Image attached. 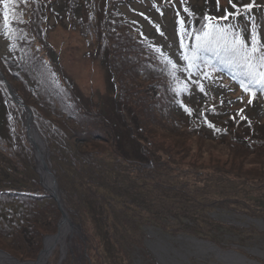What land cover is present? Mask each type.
<instances>
[{"label": "trees", "instance_id": "16d2710c", "mask_svg": "<svg viewBox=\"0 0 264 264\" xmlns=\"http://www.w3.org/2000/svg\"><path fill=\"white\" fill-rule=\"evenodd\" d=\"M128 1L71 0L66 5V12L69 19L73 17V28L76 23L80 22L79 25L82 23L85 26H90L93 33L99 32L102 37L108 36L104 41L103 48L107 50L108 66L113 80L115 93L113 103L119 112V106L121 102L123 103L125 110L122 111V114L126 112L128 119L125 120L124 116H121L120 123L124 125L129 135L135 133L131 136L137 135L140 138L135 144L136 153L138 154L136 156L129 154L131 153L130 150L124 153L125 149L120 148L122 141H116L111 146L108 143L93 142L91 145L89 144L88 149L81 148L78 145H84L85 141H79V143L74 141L75 136L72 133L76 129L87 131L94 124L91 121L102 119V115L101 113H90L82 104L81 95H78L75 91L73 80L69 77H63L61 72L57 74L55 71V65H59V62L54 63L49 53L52 51L49 43L51 39L49 33L55 28L54 23L58 21V18L61 20L62 16L60 17L55 11V22H50L49 18H46L47 13L54 14L50 5L52 0H0V35L7 40V49L11 53L6 58H0V70L9 81L12 78L11 75L16 74L11 68L18 65L19 71L29 76L30 81L34 83V86L30 87L22 74H16L15 77L19 76L25 83L23 84L25 87L24 92L21 94L17 90L19 88L16 80L12 78L14 80L13 87L30 107L33 114V123L42 136L43 128L46 129L42 137L46 148V160L57 177L63 206L75 226H82L86 214H89L94 224L95 233L89 234L92 237L90 242H95L94 254L98 256L100 247H104L106 251L101 264H108L107 257L112 255L113 249L119 251L124 248L123 244L127 243L128 237L121 230L116 228L113 232L111 231L113 233L111 235V232L104 227L108 225L106 222H109L107 214H104L108 213L109 206L114 204L132 208L129 206L127 199L129 197L136 199L135 196L128 194L135 189L130 184L126 187L124 183L137 180V182L147 183L156 192L157 189L160 192L165 188L174 192H184V187H187L188 183H172L173 180L170 177L173 172L172 165L184 158L187 155L186 152L193 148L192 145L203 146L205 144L203 138L214 142L229 136L226 142L223 139L221 141L230 150L235 149L236 152H239L240 149L246 150L243 146L250 147L253 151H258V154L255 153V163L260 166L264 165V125L257 126L254 129L253 135L257 136V142L251 143L248 138H244V133H237V126L233 125L232 132L227 131L225 126H217L213 118L206 116L205 118L209 119L207 123L209 132L216 131L220 135L218 137L216 134H210L205 129L203 131V128L196 124L200 118L194 114L196 107H193L192 104L193 102L204 103V101L196 99L192 102L177 88L170 92L171 82L165 80L164 73L166 72L163 66L164 64L171 67L168 56L155 46L144 42L145 37L133 38L131 29L137 30V28L133 26L130 18L125 13L117 9V3ZM179 1L181 7L187 9L186 0ZM228 2H231V0H228ZM231 6L234 7V10L226 11L230 18L226 24H219L215 19L210 20L208 15L204 13L201 21L205 22V30L198 35L191 33V29H186L184 23H180L182 44L184 45L182 49L186 57V63L192 65L189 67L194 70L203 63H207L208 58L212 56L215 58L212 65L217 67L219 73H224L222 68L228 67L229 71L240 77L249 78L254 84L259 78L257 74L258 61H256L258 59L257 46H260V49L264 51V35L260 39L257 37L258 44L256 46L252 34L251 43L247 44L241 34V30L246 24L242 22L239 12L236 11L238 7L234 4ZM226 8L224 7V9ZM76 9H79L78 15L73 16V10ZM87 9L92 11L91 16L86 14ZM232 19L241 23L235 32L232 27ZM102 20H104L103 23ZM120 24L125 28L119 30L118 26ZM128 28H130V33ZM250 28L252 32V29H255V24L252 23ZM113 31L116 32L112 35V37L114 36L112 43L109 34ZM205 33L210 34V43H205ZM84 36L91 37V34L85 31ZM194 37H199L201 41L191 40ZM189 40L192 42L189 43ZM238 42L243 43V48L240 47ZM220 58L224 65L222 62L218 64ZM35 66L43 68L45 75L47 74V76L42 75L41 78L53 81L54 88L61 92L59 98L54 97V94H50L51 99L43 95V89L39 88V79L33 75L30 69V67ZM178 77H181L179 72ZM236 78L241 82L240 78ZM181 79L183 80V78ZM178 82L180 85L179 80ZM20 85L22 87V84ZM170 101L176 104L179 109L175 108L176 106L173 103L171 105ZM199 108L201 107H198V111ZM22 110V106L13 100L6 84L0 79V168H2L0 174L2 180L6 178L9 180L6 183L7 187H0V200L1 197L14 198L0 201V249L19 261L35 258V250L39 248L42 243L41 238L45 235L41 226H52L54 231L51 232H55L57 229L56 222L61 216V211L54 197L48 192V197L44 198L46 195L39 192L38 189L47 190L41 182V186L37 189H23L25 191L15 189L22 186L20 182L23 181V178L28 181L39 179L38 171H35L36 160L33 148L25 135ZM201 112L199 111V113ZM84 116H87V118ZM105 120L103 116V121L107 127L109 125ZM19 126L22 127V133L21 129L18 128ZM48 129L54 135V138H52L54 144L49 139ZM104 131L108 134L106 129ZM203 133L206 134L202 135ZM249 134L250 131L246 133V135ZM92 137L88 136L86 139L90 141ZM93 140L98 139L93 138ZM63 142L67 145L64 153L59 144ZM86 145L88 146V142ZM22 148H24L23 153L19 152L22 151ZM6 150L7 153H5ZM52 152L59 164V170L63 173V178L68 175L70 184L63 182L64 179L62 180L59 170H53ZM180 153L183 155L180 156ZM236 158L246 161L248 156L238 155ZM133 160L134 164L132 165L137 167L138 174L132 169L133 167H130L123 170L124 173L121 175L119 172L120 165L122 167L126 162H132ZM66 166L69 167V170H65ZM242 166V161L237 165L233 162L232 168L217 165L216 172L214 169L212 174L201 171L196 174L195 178L198 182H204L213 187L214 193L230 196L221 183V181H226L230 177L222 175L240 176L243 172L246 173L249 170H242ZM16 169L19 171H16ZM14 173L17 175L12 178L11 176ZM215 174H217V177ZM257 174H253V181L259 179L261 182L258 187H264V172ZM110 187L118 188V191H104L105 188ZM121 194H124L125 200ZM206 201L207 199H200L195 202V209L203 211L206 208H213L208 206H212L214 201ZM147 202L153 204L147 205L149 206L148 211L156 215V221L158 222V214L163 211L162 208L160 207L159 212H154L153 208L157 205H154L152 201ZM141 203L144 204L143 201ZM136 213L139 214V211L136 210ZM188 223H190V220ZM191 223L194 224L193 218ZM122 226L129 228L127 224ZM116 233L117 237L113 236ZM4 234L9 237L10 242H2L1 239L6 237ZM73 245L77 244L73 242L71 250H73ZM87 245L85 243V249L82 250L80 247V251L77 247L76 254L78 253L79 258L83 260V262H79L80 264H88V258L90 257H87V255L90 254L85 252V250H88ZM57 251L59 252V249ZM71 257L67 259V256H65L61 264H65V262L67 264H78L77 259L73 263ZM49 261L50 259H48L47 264H49Z\"/></svg>", "mask_w": 264, "mask_h": 264}, {"label": "rangeland", "instance_id": "374dc122", "mask_svg": "<svg viewBox=\"0 0 264 264\" xmlns=\"http://www.w3.org/2000/svg\"><path fill=\"white\" fill-rule=\"evenodd\" d=\"M70 1L52 0V3H50L54 14L51 12L47 13L46 18L53 22L57 12L60 17L62 16L63 20L58 18L57 22L54 21L55 28L49 33L51 37V42L49 41V43L52 47V51L49 53L54 63L56 61L59 62V65L54 64L56 73L61 72L63 77H69L73 80L74 89L78 95H81L82 104L90 113H101L102 115V119H93L91 121L94 124L87 131L76 129L72 133L75 136L74 141L77 143L85 141L84 145L78 144L85 149H88L89 144L91 145L93 142L108 143L111 146L116 141H122L120 148L125 149V152H123L126 153V151L129 152L130 150L131 153L129 154L136 156L138 154L136 153L135 144L140 138L137 135L131 136L135 135V133H130L131 135H129L124 125L120 123L121 116H124L125 120L128 119L126 112L122 114V111L125 110L123 103L121 102L119 106L120 112L116 110L113 103L115 96L113 80L108 66L107 50L103 48L104 41L108 36L102 37L99 32L93 33L90 30V26H85L82 23L79 25L80 22L76 23L73 28V17L69 19L66 12V5ZM240 1L246 2L248 0ZM256 1L257 4L264 3V0ZM177 2L179 0H129L128 2H119L117 4L121 12L131 18L132 21L130 22L137 28V30L131 29L132 37L136 39L145 37L144 42L155 46L168 56L171 67H167L164 64L163 66L166 72L164 73L165 80L171 82L170 92L177 88L192 102L196 99L204 101V103L193 102L192 104L193 107H196L194 114L200 118L196 124L203 128V131L205 129L209 132V127L207 126L209 119L205 118L208 116L214 119V123L217 126H225L227 131L232 132L233 125L237 126V133H244L245 139L248 138L251 143H256L257 136L253 135L254 129L257 126L264 125V81L257 83L256 80L253 84L249 78L240 77L229 71L228 67H223L224 73H219L217 67L212 65L215 62V58L212 56L208 58L207 63H203L194 70L191 69L189 66L192 65L186 63V57L182 49V38H179L178 32L182 22L180 14L183 22L186 23V28L189 27L191 33L198 35L205 30V23L201 22V16L204 15L202 13L203 10L219 14V10H216L217 7L230 8L234 1L216 0V4H213V0H186V10L181 9ZM257 9L261 11L259 16H262V21L258 20V23L261 24L264 21L263 11L260 7H257ZM78 11L79 9L73 10V16L78 15ZM251 13H254V10ZM86 14L91 16L92 11L87 9ZM123 28L125 26L122 24L118 26L119 30ZM128 29L130 33V28ZM262 30L263 24L262 28L259 25L256 29H252L255 40H258V35L262 38ZM85 31L90 32L91 37L84 36ZM241 31L245 39L250 37L248 29L244 27ZM115 32L113 31L109 34L110 42L112 40V43L114 40L112 35ZM1 39L4 40L3 37ZM1 39L0 58H6V54L9 52L7 43ZM191 40L201 41L198 37H194ZM257 48L258 59L256 61H258L257 74L259 76V73H264V51L260 49V46H257ZM181 50L183 53H181ZM220 60L221 58L218 59V64L223 63ZM259 67L260 69L258 70ZM11 69L16 74H22L30 87L34 86L29 76L19 71L18 65ZM30 69L33 75L39 79V88L43 89L44 96L49 97V99L52 98L50 94H54L53 96L57 98L61 96V92L54 88L52 80L47 81L43 77L41 78L42 75L47 76L43 68L35 66L30 67ZM178 72L181 77H178ZM16 74L11 75V77L17 82L18 92L23 94L25 88L23 84L25 83L19 76L15 77ZM236 77L240 78L241 82ZM12 78L9 80L10 85L14 81ZM178 80L181 83L180 85ZM20 84H22V87ZM242 85L247 87L248 91H245V87H242ZM184 98L186 97L184 96ZM170 102L172 105L173 102ZM174 105L176 106L175 108L178 107L176 104ZM198 107H201L199 108V111H202L201 113L197 110ZM103 116L109 125L107 127L103 121ZM84 117L87 118V116ZM18 128L21 129L22 133V127L19 126ZM104 129H106L108 134L105 133ZM47 131L49 139L54 144V139H52L54 135L50 133L49 129ZM249 131L250 134L246 135ZM43 132H46L45 127ZM209 133L220 137L216 131H210ZM204 134L206 133L202 135ZM92 135L94 136L92 137ZM88 136L92 137V140L88 141L86 139ZM228 137H223L222 139L226 142ZM93 138L98 140H93ZM222 139L210 142V139L203 138L205 142L203 146L192 145L193 148L186 152L187 155L172 165L173 172L170 175L173 180L172 183L187 182L184 192H174L167 188L160 192L157 189L156 192L147 183L137 182V180L124 183L126 187L129 184L132 185L135 190L128 194L135 196L136 199L131 197L127 199L129 206L134 209L112 204L111 206L108 205L110 207L107 211L108 213H104L107 214L109 221L106 222L108 225L104 227L109 232H113V230L118 228L128 237L127 243L123 244L124 248L119 251L113 249L112 255H108V264H240V262L232 261L228 258V253H235L243 257L247 263L264 264V187H258L261 182L259 179L253 181V174L264 172V165L260 166L255 163V153L258 154V151H253L250 147L246 148V146H243L246 149L245 151L239 148L240 151L236 152L235 149L230 150L225 143H222ZM87 142L88 146L86 145ZM59 144L60 149L64 153L67 148L66 143ZM23 149L19 152L23 153ZM7 152L6 150L5 153ZM179 155L183 154L180 153ZM238 155H245L248 158L246 161L239 160V158H236ZM51 158L53 170L58 171L60 167L53 152ZM240 161L243 162L242 170L249 169L246 173L243 172L240 176L232 174L230 176L222 175L230 177L226 181H221L222 187L227 189L230 196L214 193L213 187H210L207 183L198 182L195 178L196 174L201 171L212 174L213 169L216 172L217 165L232 168L233 162L237 165ZM133 162L134 160L126 162L122 167L120 165V174L124 173L123 170L133 167ZM136 168L133 167L132 169L138 174V169ZM36 170L37 164L35 165ZM65 170H69V167L66 166ZM16 171L19 170L16 169ZM59 171L60 173L62 172L61 170ZM16 175L14 173L11 177L14 178ZM61 176L65 184H70L68 175L63 178V173H61ZM215 176L217 177V174ZM38 177V180L31 179L29 181L23 178V181L20 182L22 186L15 189L17 191L37 189L41 186L39 174ZM8 182V178L2 180V175L0 174V187H7L6 183ZM38 190L46 195L44 198L48 197L47 190ZM114 190L118 191V188L110 187L104 189L105 192H115ZM121 195L124 197V194ZM8 199L14 198L1 197L0 201H7ZM200 199L214 201L212 206H208L213 208H206L203 210L205 213L202 210L195 209L194 204ZM142 201L144 204L141 203ZM147 201H152L154 205H157L153 208L154 212H159L160 207L162 208L163 211L158 214V222L156 221V215L148 211L149 206L147 205L153 204ZM135 209L139 211V214L136 213ZM192 218L194 219V224L191 223ZM84 219L85 222L82 226H75L77 232L75 233V230L73 232L75 234L73 242L78 246L73 245V250H71L72 245L69 247L66 254L67 259L73 255L71 257L73 263H75L76 259L78 264L83 262L82 258H79L80 255L76 254V250L77 247H79V251L80 247L81 250L85 249L86 243V245L88 244V250H85V252L90 254L87 255V257H90L88 258V264H101L102 259L106 255L105 248H99L98 256L94 254L95 242H90L92 237L89 234L95 233V227L89 214H86ZM189 220L190 223H188ZM124 224L129 225V228L122 226ZM41 229L45 233L44 236L52 235L57 231L56 229L55 232H51L54 231L52 226L45 225H42ZM112 232L111 235L113 234ZM4 235L6 237L1 239L2 242H10L8 240L9 237L6 234ZM44 236L41 238V245L35 250V258L30 260H35L38 256L39 251L43 247ZM113 236L117 237V233ZM59 253L60 251L58 252L57 250L53 253L49 264L58 263V259H60ZM65 264L67 263L65 262Z\"/></svg>", "mask_w": 264, "mask_h": 264}, {"label": "water", "instance_id": "95a60500", "mask_svg": "<svg viewBox=\"0 0 264 264\" xmlns=\"http://www.w3.org/2000/svg\"><path fill=\"white\" fill-rule=\"evenodd\" d=\"M0 78L6 83L8 90H9L11 96L13 97V99L18 104H20L23 108V113L25 115L24 122L26 125V137L29 140V142H30V144L34 150V155H35L36 164H37V170L40 174L39 176H40L41 184L45 188H47L48 191L50 192V194L54 197V199L56 200L57 205L61 211V217L58 221V231H59V225L61 222H66L71 229L73 226V223L71 222V219H70L66 209L63 206L56 177L53 174V172L51 171V169H50V167L46 161L45 144H44V141H43L41 135L39 134V132L37 131L36 127L34 126V124L32 122V112H31L30 108L24 103V101L20 97V95L12 87V85H10L9 82L5 79V77L3 76L1 71H0ZM40 172L42 173L46 183H44ZM58 231H57V233H58ZM57 233H55L51 237L54 239V236H56ZM42 251H40V254L37 256V258L34 261L31 262V264H37V261L40 259L39 257L41 255ZM0 255H5L9 258H12L11 256L7 255L2 250H0Z\"/></svg>", "mask_w": 264, "mask_h": 264}, {"label": "bare ground", "instance_id": "6f19581e", "mask_svg": "<svg viewBox=\"0 0 264 264\" xmlns=\"http://www.w3.org/2000/svg\"><path fill=\"white\" fill-rule=\"evenodd\" d=\"M173 33V30H172ZM41 173V172H40ZM42 179L44 183H46L42 173H41ZM75 230V233L77 230L75 229V226L70 227L66 222H61L59 225V231L56 236H54V239L51 236L45 237L43 240L44 247L42 255L39 257L40 259L37 261V264H47L48 258L50 259V256L53 254V252L57 249L60 251V260L57 264H61L62 260L65 258L67 251L69 247H71L73 242V236L75 235L73 232ZM227 257L230 258L232 261H238L240 264H257L255 262L247 263L246 260L235 254V253H228ZM0 264H31L30 262H20L14 258H9L5 255H0Z\"/></svg>", "mask_w": 264, "mask_h": 264}, {"label": "snow or ice", "instance_id": "6c2138e0", "mask_svg": "<svg viewBox=\"0 0 264 264\" xmlns=\"http://www.w3.org/2000/svg\"><path fill=\"white\" fill-rule=\"evenodd\" d=\"M248 7L250 8L251 5H249ZM205 37H206L205 43H210L211 42L210 34L205 33ZM198 39H199V37H198ZM238 43L240 44V47L243 48V43L242 42H238ZM259 77H260V79L256 81L257 83H261L262 81H264V73H259ZM242 87H245V86L242 85ZM245 91H248L247 87H245ZM249 102H251V101H249Z\"/></svg>", "mask_w": 264, "mask_h": 264}]
</instances>
